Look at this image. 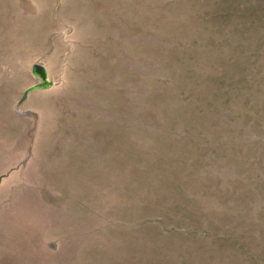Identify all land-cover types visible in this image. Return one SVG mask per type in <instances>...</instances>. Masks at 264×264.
<instances>
[{"label": "rangeland", "instance_id": "1", "mask_svg": "<svg viewBox=\"0 0 264 264\" xmlns=\"http://www.w3.org/2000/svg\"><path fill=\"white\" fill-rule=\"evenodd\" d=\"M0 264H264V0H0Z\"/></svg>", "mask_w": 264, "mask_h": 264}, {"label": "water", "instance_id": "2", "mask_svg": "<svg viewBox=\"0 0 264 264\" xmlns=\"http://www.w3.org/2000/svg\"><path fill=\"white\" fill-rule=\"evenodd\" d=\"M32 72L34 76L39 80V83L34 85L33 87H30L24 92L22 99L17 104V110H19L20 105L27 99V96L30 92L35 90L49 89L54 85V82L49 76L48 70L42 64H34L32 66Z\"/></svg>", "mask_w": 264, "mask_h": 264}]
</instances>
